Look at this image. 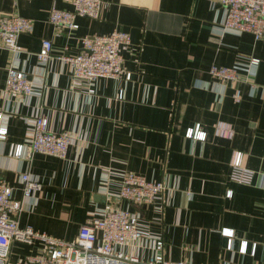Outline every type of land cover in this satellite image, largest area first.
I'll list each match as a JSON object with an SVG mask.
<instances>
[{"label": "crops", "instance_id": "1", "mask_svg": "<svg viewBox=\"0 0 264 264\" xmlns=\"http://www.w3.org/2000/svg\"><path fill=\"white\" fill-rule=\"evenodd\" d=\"M103 1L98 18L77 17L79 27L68 29L53 24L50 14L53 7L72 10L71 0H0V16L17 13L34 22L32 33L19 36L20 53L13 54L0 40V110L8 127L7 138L0 139V170L17 199L22 198L21 174L29 172L43 183L24 200L20 226L72 241L93 212L120 206L136 213L150 235L164 237L167 259L264 264V37L226 30L219 0ZM116 29L132 38L122 52L133 73L130 81L104 77L74 84L68 64L39 62L46 38L55 55L77 54L82 38ZM252 58L260 62L249 71ZM214 63L237 67L239 80L213 78ZM12 64L34 77L31 95H5ZM121 88L122 100L117 98ZM38 115L47 117L51 131L72 137L65 159L43 153L31 159L14 156ZM218 121L233 126L231 139L215 134ZM197 126L206 132L205 140L186 137ZM234 151L243 152V164L255 173L250 184L231 179ZM127 171L163 181V201L121 200V174ZM224 228L235 232L231 250ZM244 240L246 253L240 249ZM139 244L147 258L153 240ZM42 248L40 240H15L8 264Z\"/></svg>", "mask_w": 264, "mask_h": 264}, {"label": "built area", "instance_id": "2", "mask_svg": "<svg viewBox=\"0 0 264 264\" xmlns=\"http://www.w3.org/2000/svg\"><path fill=\"white\" fill-rule=\"evenodd\" d=\"M72 10L53 7L50 21L53 24L68 29H77V17L98 18L104 5L103 0H71ZM225 8L224 28L238 32H251L256 39L264 37V0H219ZM34 22L31 18L17 13L0 16V40L13 54L20 53L23 48L19 43L22 33H32ZM82 49L77 54L63 53L55 55L53 42L46 38L42 42L38 59L47 65L53 61L68 64L74 84L93 83L100 78L124 79L130 81L132 71L125 67L123 50L132 44L129 32L116 29L110 34L86 36L81 39ZM260 60L252 58L251 67L258 65ZM255 72V70H253ZM210 74L222 81L239 80L237 67L214 63ZM35 90V80L32 75L14 64L8 67L5 95L16 98L31 95ZM241 92L235 95L240 99ZM125 90L119 89L117 98L122 100ZM5 111L0 110V139L8 136V127L4 124ZM217 136L231 139L234 135L233 126L226 121L215 124ZM206 132L200 126L189 128L186 137L205 140ZM72 137L68 133H57L49 129V121L44 115L36 116L31 133L26 141L16 145L14 156L31 159L35 153H43L65 159ZM243 152L234 151L230 161L231 179L250 184L254 172L243 164ZM22 188V198L14 197V187L7 181L0 170V264H8L11 244L13 241L33 243L43 242L41 252L22 259L16 264H192L190 260L174 261L164 254L165 240L162 235L152 236L142 228L139 216L128 208L106 206L93 212L81 225L78 237L72 241H63L46 233L22 228L19 217L24 207V200L38 193L43 183L29 172L21 174L19 179ZM163 181L148 180L135 172H123L118 197L138 205H158L163 200L165 191ZM228 196H232L229 191ZM222 235L228 237V249L234 248V229L224 228ZM153 240L152 253L143 258L139 241ZM249 243L241 241V251L246 253ZM254 253L256 245L253 246Z\"/></svg>", "mask_w": 264, "mask_h": 264}]
</instances>
